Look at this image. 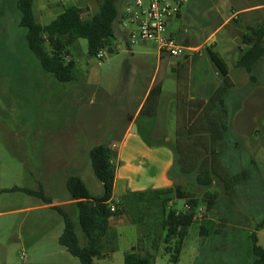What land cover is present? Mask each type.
Instances as JSON below:
<instances>
[{
  "label": "rangeland",
  "instance_id": "obj_1",
  "mask_svg": "<svg viewBox=\"0 0 264 264\" xmlns=\"http://www.w3.org/2000/svg\"><path fill=\"white\" fill-rule=\"evenodd\" d=\"M121 1L125 0L119 1L118 10ZM68 5L80 6L83 17L98 8L96 0H33L35 20L46 25ZM256 5L223 24L225 17ZM18 19L15 0H0V264H81L58 243L62 216L40 198L10 189L41 187L52 205H61L70 214L83 245L65 181L79 176L92 194L102 191L89 166L88 148L116 140L153 79L160 85L157 107L165 138L176 143L177 124L178 131H185L187 118L191 133L181 132V139L177 138L186 163L198 168L216 166L214 183L207 187L219 195L216 211L207 212L200 204L196 221L187 228L178 264H253L250 233H256L264 248V225H259L264 222V57L253 71V80L234 64L243 48L241 34L248 26L264 24V0H186L180 15L167 24L168 32L186 48L176 59L159 55L150 42L128 43L118 24L102 58L89 55L87 41L78 39L67 48L75 64V78L69 82L42 70L27 47L26 29L18 25ZM210 34L215 42L211 50L224 61L235 83L227 98L230 127L221 144L212 142L210 126L202 117L205 101L215 90L206 99L190 98L201 97L203 90L202 82H191L192 75L203 70L210 75L212 68L218 71L206 53L205 39ZM194 47L199 55L191 50ZM108 48L113 51L109 53ZM145 100L134 123L140 136L141 123L149 121L146 111L151 97ZM145 138L158 139L147 133ZM216 147L219 156H206ZM243 169L250 170L248 180L227 190L225 180ZM194 177H179L176 184L202 199L206 189ZM172 207L182 211L185 201L176 199ZM118 219L124 224L119 226ZM111 226L118 239L116 258L110 264H123L141 228L123 215L113 217ZM155 264H170L168 256L158 252Z\"/></svg>",
  "mask_w": 264,
  "mask_h": 264
},
{
  "label": "trees",
  "instance_id": "obj_2",
  "mask_svg": "<svg viewBox=\"0 0 264 264\" xmlns=\"http://www.w3.org/2000/svg\"><path fill=\"white\" fill-rule=\"evenodd\" d=\"M119 1L96 0L98 5L96 12L87 17H83L80 6H63L62 12L46 25L36 22L32 8L33 0H15V5L19 12L18 25L26 29L27 47L38 59L42 70L50 73L60 82H69L75 78V64L69 58L68 46L83 38L87 41L88 54L95 56L100 49L109 47L115 37L113 26L119 16ZM240 40L243 48L239 49L240 55L234 66L243 69L253 80V71L264 57V24L248 26L241 34ZM211 47L212 44L207 46L206 53L218 69L221 81L205 101L202 117L210 126L208 132L211 134L212 142L217 141L221 144L225 142L230 127L227 98L234 84L229 79L226 64L218 53L211 50ZM159 93L160 85H154L148 96V99L151 97V103L146 114L153 115L156 112ZM187 125L186 118L183 124L186 126L185 131L181 132L189 136L191 132L188 131ZM181 132L178 131L177 124L176 143L170 144L173 163L167 175L173 185L166 189L128 192L116 201L112 200L115 153L106 143L94 145L89 149V166L95 178L101 183L102 191L96 195L92 194L79 176H68L65 181L70 204L77 210V222L83 234V245L79 242L70 214L61 205H52L51 197L45 196L41 187L38 190L18 187L10 190L38 197L62 216L64 226L58 237V243L69 254L78 258L81 264H99L97 260L100 257L107 252L114 253L117 248L118 233L111 226V219L121 215L125 216L129 223L141 228L137 242L124 254L123 264H155L156 254L160 251L168 256L170 264H177L187 236V228L196 221L200 204H204L207 212L216 211L219 199L216 191L207 190V187L214 183L215 164L209 168L188 166L180 142L177 140V138L181 139ZM214 153L219 156L218 147L212 153H206V156ZM250 167L251 170L255 168ZM192 174L195 175L196 184L206 189L202 199L182 190L176 184L179 177ZM249 176L248 169L230 175L225 180L227 190L234 184L247 181ZM176 199L185 201V208L182 211L172 207ZM112 205L113 211L110 210ZM259 225H264V222ZM204 233L205 229L202 227L201 234ZM249 237L252 243V263L264 264V248L258 244L256 233H250Z\"/></svg>",
  "mask_w": 264,
  "mask_h": 264
},
{
  "label": "crops",
  "instance_id": "obj_3",
  "mask_svg": "<svg viewBox=\"0 0 264 264\" xmlns=\"http://www.w3.org/2000/svg\"><path fill=\"white\" fill-rule=\"evenodd\" d=\"M124 2L125 1H121V5L119 7L120 12L122 11ZM255 7H258V5L236 11L235 14H232L227 18L225 17L223 24H227L232 18L235 19L234 16L237 13L243 12L247 9H253ZM114 26V35H116L117 29H115ZM205 43L206 47L210 44H215L212 34L206 37ZM128 49H130L129 46ZM191 50L197 52V55H199V49L197 47L191 48ZM185 57H187V55H185ZM211 71L212 73L210 75L206 74L207 72L203 70V72H201L199 75L195 74L191 76V82L193 80L200 81L202 82L200 87L203 88L201 97L190 96L191 99H206L205 97H208V95L211 93L210 91L212 89L215 90L219 86L221 81L220 74L213 68ZM190 72L193 73L192 68H190ZM154 85H158L155 83V79L151 80L149 86L141 97L135 113L129 118L130 123L118 134L116 140L112 142H106V144H108V146L115 153V171L112 191V200L114 201L118 200L122 195L128 192L149 189H166L173 185V182L168 178L167 175V172L173 163V154L170 148V144L172 143L167 138H165L163 128L160 126L161 119L159 118L160 113L158 111V107L153 115H146L149 121H143L141 123V136L139 128H136V132L131 131V127L134 125L135 119H137V114L143 109V106L146 102L145 99H147V96H149L150 90ZM146 133L153 138L158 137V139L150 141L145 138ZM162 136L164 138H162ZM90 148L91 147L88 148V151ZM118 220L119 226L124 224L122 219ZM100 258L97 260V262L100 260ZM104 258V262L98 263L110 264L116 257L114 253H110Z\"/></svg>",
  "mask_w": 264,
  "mask_h": 264
},
{
  "label": "built area",
  "instance_id": "obj_4",
  "mask_svg": "<svg viewBox=\"0 0 264 264\" xmlns=\"http://www.w3.org/2000/svg\"><path fill=\"white\" fill-rule=\"evenodd\" d=\"M185 1L146 0L143 5L142 0H125L116 24L128 38V43H135V39L150 42L157 48L159 55L176 59L184 54L186 48L178 44L168 32L167 24L170 19L179 16ZM104 50L100 49L96 57L102 58ZM110 210H114L113 205Z\"/></svg>",
  "mask_w": 264,
  "mask_h": 264
},
{
  "label": "water",
  "instance_id": "obj_5",
  "mask_svg": "<svg viewBox=\"0 0 264 264\" xmlns=\"http://www.w3.org/2000/svg\"><path fill=\"white\" fill-rule=\"evenodd\" d=\"M108 52L111 53L112 50L110 48H108ZM131 131H133V132H136L137 131L135 125H132Z\"/></svg>",
  "mask_w": 264,
  "mask_h": 264
}]
</instances>
